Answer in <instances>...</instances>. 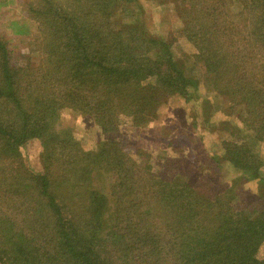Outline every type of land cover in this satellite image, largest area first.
<instances>
[{"label":"trees","instance_id":"trees-1","mask_svg":"<svg viewBox=\"0 0 264 264\" xmlns=\"http://www.w3.org/2000/svg\"><path fill=\"white\" fill-rule=\"evenodd\" d=\"M165 1L182 23L165 37L115 23L125 7ZM240 2L238 13L232 0L27 2L31 52L16 57L0 37V264H264V0ZM181 41L190 69L174 53ZM173 101L194 116L198 103L218 134L214 164L195 173L227 175L222 193L185 170L166 180L149 153L111 138L148 128ZM63 110L110 137L85 150ZM31 141L41 168L24 160ZM244 182L258 188L254 208Z\"/></svg>","mask_w":264,"mask_h":264},{"label":"rangeland","instance_id":"rangeland-1","mask_svg":"<svg viewBox=\"0 0 264 264\" xmlns=\"http://www.w3.org/2000/svg\"><path fill=\"white\" fill-rule=\"evenodd\" d=\"M30 0H0V37L7 40L12 47L13 54L27 55L31 52L33 39L37 33V25L28 15L27 2ZM162 1V0H161ZM232 11L238 13L241 8L240 0H232ZM139 11L136 5L125 7L120 11L115 23L135 20L143 27L156 34L158 37H165L171 31L182 27L181 21L176 16V5L165 1L163 3L140 2ZM134 8V9H133ZM194 48L188 43L181 41L176 44L174 53L177 57H186V66L192 68V59L187 56L193 54ZM184 55V56H183ZM195 73L196 70H195ZM199 95L203 98L210 92L208 86L201 84ZM207 90L209 92H207ZM205 93V94H204ZM210 95H212L210 93ZM208 97V96H207ZM196 108V115L190 111L186 103L173 101L160 111V118L146 129H131L129 125H121L118 134L111 136L118 140L124 150L131 155H138L139 152L149 153L152 156V163L155 172L166 180H171L179 175L182 170L190 178L193 186L210 185L214 194L222 193L228 188V176L216 174L211 177L196 172L201 165L214 164L213 155L219 152L218 134L209 133V126L206 125L203 111L198 103H193ZM192 106V105H191ZM224 105L216 103L214 108H221ZM63 127H70L75 131L77 139L85 150H93L97 143L108 139L110 136L102 133L101 129L87 116H82L70 110L60 112ZM218 118H215L217 121ZM60 126V125H59ZM61 128V126H60ZM261 155L264 157V146L260 147ZM41 148L38 142L31 141L22 149L24 160L32 167L41 168ZM213 166V165H212ZM225 167L226 164H224ZM215 170H213L214 172ZM232 177L231 175H229ZM232 179V178H231ZM234 180V179H233ZM229 181V180H228ZM210 183V184H209ZM243 203L246 207L258 206V188L254 183H242Z\"/></svg>","mask_w":264,"mask_h":264}]
</instances>
